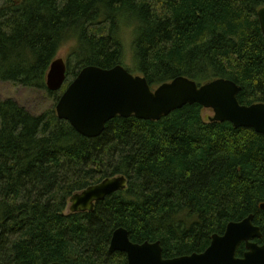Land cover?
<instances>
[{"label": "trees", "instance_id": "1", "mask_svg": "<svg viewBox=\"0 0 264 264\" xmlns=\"http://www.w3.org/2000/svg\"><path fill=\"white\" fill-rule=\"evenodd\" d=\"M264 0H0V81L49 92L47 73L74 43L67 78L87 66L130 72L156 88L185 77L236 83L241 105L264 102ZM130 31V32H129ZM128 43V41H126ZM67 85L65 86V88ZM63 88V90H65ZM188 105L158 122L117 117L96 139L55 110L33 115L0 99V264H127L113 232L161 242L163 257L204 252L254 215L264 245V136L205 120ZM124 176L125 191L91 213L65 214L77 192ZM244 245L237 256L242 257Z\"/></svg>", "mask_w": 264, "mask_h": 264}, {"label": "water", "instance_id": "2", "mask_svg": "<svg viewBox=\"0 0 264 264\" xmlns=\"http://www.w3.org/2000/svg\"><path fill=\"white\" fill-rule=\"evenodd\" d=\"M264 35V7L258 11ZM67 66L61 59L52 63L47 75V89L59 92L66 81ZM241 88L227 79H215L203 85L178 77L153 90L148 80L134 76L125 67L111 69L98 66L83 68L60 97L56 113L60 121L70 123L82 137L99 138L106 125L117 117H135L158 122L188 105H200L214 112L211 122H230L235 129L249 128L264 136V102L241 105ZM126 177L107 178L70 199L71 213L92 212L97 203L126 190ZM264 210V204L260 206ZM254 215L227 225L224 234L212 237L210 246L200 254L165 259L161 242L136 244L124 228L114 231L109 252L122 253L128 264H264V245ZM244 245L245 252L238 257ZM53 264H62L55 262Z\"/></svg>", "mask_w": 264, "mask_h": 264}, {"label": "rangeland", "instance_id": "3", "mask_svg": "<svg viewBox=\"0 0 264 264\" xmlns=\"http://www.w3.org/2000/svg\"><path fill=\"white\" fill-rule=\"evenodd\" d=\"M130 40V35L126 34V37L124 36V43L126 44V53H128V57L126 56V60L123 62L125 66H132ZM126 41H128V43ZM74 46V43H70L64 46L59 51L57 58L54 61L63 59L65 60V62H67L69 54ZM0 99L2 101L12 100L21 108L25 109L27 112L33 115H42L47 111H51L53 109L55 110L56 106V104H54L53 102V99L48 95L47 91L24 87L20 84H14L11 82L0 81ZM204 110L205 111L203 113V117L205 120H209V118L214 116V112L212 110ZM70 206L71 205L68 201V203H66L65 214H71Z\"/></svg>", "mask_w": 264, "mask_h": 264}, {"label": "flooded vegetation", "instance_id": "4", "mask_svg": "<svg viewBox=\"0 0 264 264\" xmlns=\"http://www.w3.org/2000/svg\"><path fill=\"white\" fill-rule=\"evenodd\" d=\"M51 264H53V263H51Z\"/></svg>", "mask_w": 264, "mask_h": 264}]
</instances>
